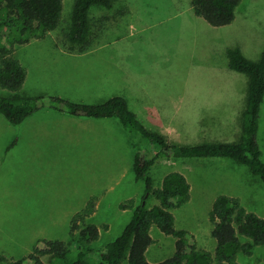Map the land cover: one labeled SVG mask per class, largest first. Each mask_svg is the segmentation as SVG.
I'll list each match as a JSON object with an SVG mask.
<instances>
[{
  "label": "rangeland",
  "instance_id": "374dc122",
  "mask_svg": "<svg viewBox=\"0 0 264 264\" xmlns=\"http://www.w3.org/2000/svg\"><path fill=\"white\" fill-rule=\"evenodd\" d=\"M75 3L64 0L56 31L17 49L28 73L23 94L77 103H89L91 92L102 101L120 95L150 129L176 144L241 140L249 77L229 68L227 49L239 47L248 59L260 60L264 0H243L224 27L198 17L192 0H114L112 8L90 10L83 45L68 40ZM10 95L0 86V97ZM260 126L264 159V105ZM138 150L136 135L117 118L85 121L47 104L14 125L0 112V255H27L37 237L69 241L72 217L92 198L97 210L89 221L101 228L95 247L116 240L145 191L133 169ZM172 171L192 186L191 200L174 210L177 227L190 231L200 248L215 250L209 214L219 195L239 198L264 218V184L248 166L222 158L164 160L152 170L155 186ZM156 204L151 197L148 207ZM152 235V262L175 254L174 237L156 227ZM239 260L264 264V246Z\"/></svg>",
  "mask_w": 264,
  "mask_h": 264
},
{
  "label": "trees",
  "instance_id": "16d2710c",
  "mask_svg": "<svg viewBox=\"0 0 264 264\" xmlns=\"http://www.w3.org/2000/svg\"><path fill=\"white\" fill-rule=\"evenodd\" d=\"M113 1L76 0L69 42L85 44L90 29V10L96 5L112 8ZM242 2L192 0V7L195 14L211 26L224 27L234 22ZM63 13L64 0H0V86L11 93L0 97V112L14 125H22L47 104L73 117L117 118L124 128L136 135L139 150L133 169L136 178L145 182L144 195L136 207L131 202L132 219L123 233L102 249L95 247L101 228L89 221L97 210L96 199L92 198L72 217L69 241L40 238L31 252L20 258L0 255V264H123L125 260L127 264H242L241 254L251 255L255 247L264 246V218L249 212L239 198L219 195L209 214L215 250L202 249L190 231L179 229L176 224L174 210L186 205L192 197V186L186 175L172 171L157 188L152 170L164 160L222 158L248 166L264 184V159L259 140L264 105V53L259 61H252L239 47L227 49L229 68L249 77L241 140L180 145L150 129L124 96L115 95L104 103L87 104L61 96L22 93L28 73L15 56L17 49L56 31L62 24ZM16 142L17 139L8 150ZM151 197L159 204L148 207ZM155 227L176 240L175 254L159 262H152L148 257Z\"/></svg>",
  "mask_w": 264,
  "mask_h": 264
},
{
  "label": "crops",
  "instance_id": "0c3cea01",
  "mask_svg": "<svg viewBox=\"0 0 264 264\" xmlns=\"http://www.w3.org/2000/svg\"><path fill=\"white\" fill-rule=\"evenodd\" d=\"M30 44V43H29ZM84 59H87V58H84ZM92 59H94L95 60V62L94 63H96L98 60H96L95 58H92ZM96 73H97V71L96 72H94L93 71V74H95L96 75ZM106 85H109L110 86V83H109V80L106 82V83H104L103 84V87L104 86H106ZM89 94V93H88ZM47 95H49L48 93H47ZM90 97H88V98H91L90 99V101H89V103H87V104H99V103H104V102H106V101H102L103 100V96L102 95H100V94H98V93H96V92H91L90 94ZM36 96H39V95H36ZM85 100H87V99H85ZM75 118H79V119H84L85 121L86 120H95V119H97V118H82V117H75ZM101 119H104V118H101ZM91 122V121H90ZM93 123H94V121H93ZM17 139V138H16ZM15 140V139H14ZM14 142V141H13ZM12 142V143H13ZM18 143V139H17V142H16V144ZM16 144H15V146H16ZM14 146V147H15ZM14 147H12L10 150H8L9 152L14 148ZM43 238H46V237H43ZM38 239H40V237H37V240ZM46 239H54V238H46Z\"/></svg>",
  "mask_w": 264,
  "mask_h": 264
}]
</instances>
